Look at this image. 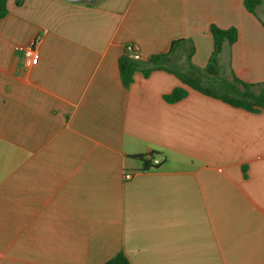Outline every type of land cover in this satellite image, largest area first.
I'll use <instances>...</instances> for the list:
<instances>
[{
  "label": "crops",
  "instance_id": "1",
  "mask_svg": "<svg viewBox=\"0 0 264 264\" xmlns=\"http://www.w3.org/2000/svg\"><path fill=\"white\" fill-rule=\"evenodd\" d=\"M0 20V264H264V111L205 97L147 59L264 83V0H6ZM37 41L25 67L21 48ZM177 43L174 47L171 46ZM138 46L125 88L118 60ZM222 72V71H221ZM185 98L167 103L175 88ZM254 88L253 92L257 93ZM156 154L144 170L136 156ZM130 173L129 180L124 174Z\"/></svg>",
  "mask_w": 264,
  "mask_h": 264
},
{
  "label": "trees",
  "instance_id": "2",
  "mask_svg": "<svg viewBox=\"0 0 264 264\" xmlns=\"http://www.w3.org/2000/svg\"><path fill=\"white\" fill-rule=\"evenodd\" d=\"M260 0H244V7L250 14H254L255 8L259 5ZM7 15L6 0H0V20ZM209 32L213 38V49L207 61L205 68L199 69L190 61V54L187 57L186 70L178 72L165 66V58L168 55H156L147 59L148 66L141 71L142 75L147 77L151 72L164 71L176 76L179 81L205 97L220 100L221 102L234 107L247 110L249 112L264 111V83L246 84L231 75L229 78L221 75L219 66V56L224 43L229 46L237 40V30L234 27L220 29L211 25ZM179 42H174V47ZM139 61L131 55L124 53L118 60V72L122 85L128 88L132 83L135 72L139 69ZM258 89L257 93L253 89ZM187 91L183 88H175L170 94L163 97L167 103H175L185 98ZM156 154L136 156L134 159L143 164L144 170L150 169L151 160ZM103 264H130L122 252L117 253L114 257Z\"/></svg>",
  "mask_w": 264,
  "mask_h": 264
},
{
  "label": "built area",
  "instance_id": "3",
  "mask_svg": "<svg viewBox=\"0 0 264 264\" xmlns=\"http://www.w3.org/2000/svg\"><path fill=\"white\" fill-rule=\"evenodd\" d=\"M138 50L139 48L135 44H127L124 47V53L131 55V56H136L138 54ZM21 51L23 52V55H24L25 67L26 68L32 67L38 59L37 41L32 40L27 46H25L24 48H21ZM159 163L160 162L158 160H155V159L151 160L152 167L158 166ZM123 177L125 180H129L132 177V174L125 173Z\"/></svg>",
  "mask_w": 264,
  "mask_h": 264
},
{
  "label": "water",
  "instance_id": "4",
  "mask_svg": "<svg viewBox=\"0 0 264 264\" xmlns=\"http://www.w3.org/2000/svg\"><path fill=\"white\" fill-rule=\"evenodd\" d=\"M71 2H87V3H92L94 1H97V0H69Z\"/></svg>",
  "mask_w": 264,
  "mask_h": 264
},
{
  "label": "rangeland",
  "instance_id": "5",
  "mask_svg": "<svg viewBox=\"0 0 264 264\" xmlns=\"http://www.w3.org/2000/svg\"><path fill=\"white\" fill-rule=\"evenodd\" d=\"M225 68H226V67H224L223 64H222V68L220 69V70L222 71V72H221V75L226 73V72L224 71ZM223 77H225V76H223Z\"/></svg>",
  "mask_w": 264,
  "mask_h": 264
}]
</instances>
